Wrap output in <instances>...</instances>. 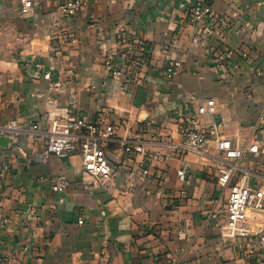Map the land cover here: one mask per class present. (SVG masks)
<instances>
[{
  "label": "crops",
  "instance_id": "0c3cea01",
  "mask_svg": "<svg viewBox=\"0 0 264 264\" xmlns=\"http://www.w3.org/2000/svg\"><path fill=\"white\" fill-rule=\"evenodd\" d=\"M69 1L35 0L23 14L19 0H2L0 125L15 121L20 130L0 136L10 141L0 142V169L9 170L0 193V262L254 264L222 236L229 192L220 197L225 160L214 140L258 144L243 165L254 184L264 182V0H79V16L56 19ZM198 2L213 12L193 22L187 11ZM138 41L145 66L114 78L106 57L140 55ZM58 43L62 51L52 52ZM81 116L118 127L106 146L108 177L87 173L78 154L40 158L53 120ZM193 120L210 138L198 152L181 147ZM139 142L144 152L127 153ZM59 178L65 192L53 190ZM213 209L221 214L208 223ZM249 215L264 232V210Z\"/></svg>",
  "mask_w": 264,
  "mask_h": 264
},
{
  "label": "built area",
  "instance_id": "2783aa9c",
  "mask_svg": "<svg viewBox=\"0 0 264 264\" xmlns=\"http://www.w3.org/2000/svg\"><path fill=\"white\" fill-rule=\"evenodd\" d=\"M20 10L23 14H28L34 8L35 0H19ZM264 5V2L262 3ZM84 9V4L79 0H71L57 10L58 20L64 18H74L79 16ZM212 7L209 3L198 2L188 11V18L193 22H201L206 17L212 15ZM2 13V0H0V17ZM227 26L233 28L231 21H225ZM1 34V20H0ZM142 50L140 55L122 53L110 54L106 57V65L114 78L128 79L129 75L142 69L147 56L144 51L145 44L138 41ZM63 44H55L51 50L55 53L62 51ZM145 54V55H144ZM179 65H174L168 69V73L173 75L177 72ZM216 68L223 69L222 63L218 62ZM47 79L50 74H46ZM61 83H56L58 88ZM19 125L13 121L0 125V136L12 137L19 133ZM117 125L109 122L105 117L97 120H90L87 116L81 117H59L53 120L48 132L46 149L40 154L41 159H46L50 155L58 157H70L78 154L82 157L83 167L87 173L96 177H108L112 172L111 162L106 153V146L113 142L117 136ZM181 147L184 151H201L207 147L210 141L208 133L198 124L196 120L188 123L181 133ZM215 148L223 153L225 163L218 169V185L222 189L220 197L229 192L226 201L225 212L228 216V223L222 226V236L225 239L237 241L240 249H244L247 256L254 260V264L264 262V232L255 230L250 224V209L264 210V182H253V171L244 167L243 161L247 153H259L258 144L247 141L243 146H235L230 139L216 135ZM127 153L144 152L142 142L136 145L126 146ZM154 160H163L164 156L155 154ZM8 167L0 169V193L5 186L8 175ZM148 175L149 172L145 171ZM179 178L185 180L187 172L179 171ZM67 181L59 178L53 184L55 192H65ZM254 203V205H253ZM221 209H213L206 214L208 223L218 220ZM8 221V220H5ZM79 224H84L83 219H79ZM0 264H6L1 261Z\"/></svg>",
  "mask_w": 264,
  "mask_h": 264
},
{
  "label": "water",
  "instance_id": "95a60500",
  "mask_svg": "<svg viewBox=\"0 0 264 264\" xmlns=\"http://www.w3.org/2000/svg\"><path fill=\"white\" fill-rule=\"evenodd\" d=\"M0 142H1V143H4V144H7V143H9L10 141H9V139H8L7 137H1V138H0Z\"/></svg>",
  "mask_w": 264,
  "mask_h": 264
}]
</instances>
